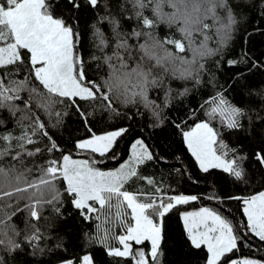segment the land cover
Here are the masks:
<instances>
[{"label":"snow or ice","instance_id":"obj_1","mask_svg":"<svg viewBox=\"0 0 264 264\" xmlns=\"http://www.w3.org/2000/svg\"><path fill=\"white\" fill-rule=\"evenodd\" d=\"M129 2L137 26L125 31L122 14L100 16L97 23H106L107 27L102 30L96 24L92 25L96 51L90 55V60H86L80 51L82 37L78 22L82 14L98 12L101 0H0V111L8 113L7 119L0 118V126L15 121L20 133L16 135L14 129L0 132V157L11 162L8 168L0 167V201H9L13 197L27 201L23 208L19 207V200L15 205L6 204L14 210L0 218V225L10 227L15 233V227L8 224L13 216L26 212L30 222H38L46 206L51 207L57 217H64L67 201L74 210L70 216H76L82 222H96L95 234H84L86 243L99 244L108 257L117 259V264H162L167 242L166 217L178 206L200 197L165 195L159 187L151 191L127 190L126 186L137 179L146 180L149 186L154 184L152 179L139 175L140 166L156 158L140 136L131 140L127 159L118 167L110 170L97 167L106 159H117L116 146L129 136L131 126L97 134L90 127L89 114L82 109L81 102L100 100L109 113L124 115L129 120L141 114L139 110L129 116L118 112L116 105L135 107L142 104L154 118L151 127H161L164 121L159 106L149 100V93L163 90L164 107H168L173 90L170 86L165 88L164 81L169 76L195 81L197 86L203 83L206 61L217 56L223 59L238 24L237 16L245 19L241 14L248 3L247 0ZM164 4L173 11L164 13ZM104 7L107 8V4ZM145 10H150L151 16L146 15ZM261 19H264V13ZM158 24H167L169 28L175 26L181 38L157 39L153 29ZM213 29L217 37L215 48L208 45ZM197 36L202 38L197 41ZM189 52L191 59L187 58ZM92 62L97 71L106 69L100 80L92 78ZM241 63H250L252 68L264 66L250 61L246 52L239 60H227L229 67ZM216 66H220V60L216 61ZM21 73L22 79L14 78ZM229 79L232 81L229 88L239 94V100L235 95L229 99L228 89L221 86L200 105L207 119L197 117L191 123L173 121L172 125L205 179L215 176L217 180L232 178L247 182L245 169L248 165L244 161L250 160L258 169H264V148L249 157L241 155L240 150L222 138V131H243L245 119L255 132L253 117L243 101L245 95H253L244 70H238ZM188 92L189 89L184 88L178 95L183 97ZM23 93H27V98ZM256 95L264 103V90ZM56 105L73 108L90 133L86 138L76 140L72 150L61 148L40 117V111L51 117ZM18 114H21L19 118ZM55 115L59 124L62 114L55 112ZM256 118L264 123V117ZM215 121L219 128L213 126ZM41 143H45L43 149L39 146ZM73 150L83 158H73ZM57 152L60 153L58 158L44 156V153ZM35 157H40L42 162L31 159ZM33 171L37 175L29 180ZM206 198L217 199L215 196ZM229 199L241 202L246 230L264 241V191ZM180 219L185 244L192 249L206 250L204 264H264L248 258H230L229 254L238 249L240 236L231 221L218 211L201 207L198 211L182 212ZM117 227L119 234L115 231ZM32 228L34 231L25 240L35 249L33 242L38 241L40 235L35 223ZM2 234L8 235L7 231ZM0 244H6L9 253L22 248L11 238L0 239ZM61 264H96V261L91 252H84L76 259L62 260Z\"/></svg>","mask_w":264,"mask_h":264},{"label":"trees","instance_id":"obj_2","mask_svg":"<svg viewBox=\"0 0 264 264\" xmlns=\"http://www.w3.org/2000/svg\"><path fill=\"white\" fill-rule=\"evenodd\" d=\"M248 7L241 14L245 19L237 16L238 24L233 33L231 43L225 53L223 59L220 56L214 57L206 61L207 71L202 73L203 83L196 85L195 81H182L172 79L170 76L165 79V88H172L171 102L168 107H164L166 97L164 91H151L149 100L154 101L159 106L161 118L164 123L161 127H151L154 123V118L151 112L144 108L142 104H137L135 107H124L117 104V111L125 115H135L134 120L125 119L124 115H115L109 113L100 100L81 102L82 109L88 113V121L94 132L100 134L104 131L112 130L120 126H131L129 136L121 139L116 146V160L106 159L97 167L102 170H110L118 167L129 154L130 142L136 136L142 137L150 149L155 153L156 158L146 162L139 168V175L142 178H150L154 184L147 185L146 180L137 179L131 181L126 186L129 191H151L155 187L162 189L165 195H196L200 197L197 201H192L186 205H180L174 209L165 219L167 242L165 245V255L161 257L162 264H204L206 258V250L192 249L185 244L183 235V222L180 219L182 212H194L201 207H208L218 211L222 216L227 218L235 228L238 229L237 235L240 236L238 241V249L229 254L231 259L250 258L253 260L264 262V241H260L257 237L248 232L245 228L246 217L242 213V204L240 201L231 200L229 197L241 196L247 197L257 194L259 191H264V173L262 169H258L250 160H245L244 164L247 172V182L234 181L232 178L217 180L215 176L204 178L205 174L201 173L198 166L195 164L194 158L183 147L181 137L177 134V130L173 127L172 122L187 121L191 123L194 119H207L204 112L200 110V105L214 95L217 90L223 86L228 89L226 95L229 99L235 95L239 100V94L233 93L229 88L232 81L229 79L238 70L243 69L246 76V82L253 95L251 97L245 95L243 98L244 106L250 111L253 117L252 125L255 126V132L249 125L247 119L243 121V131L227 132L222 131V138L231 147L240 150L241 153L251 154L255 150L264 148V123L256 117H264V103L261 102L260 96L256 93L264 90V66L252 68L251 64H238L235 67L227 65L228 59L241 58L242 53H247L250 61L258 62L264 65V19H261V14L264 13V0H247ZM107 4V8L104 5ZM254 5V6H253ZM120 6H124L121 8ZM164 13H171L172 8L167 4L162 6ZM125 18L124 30L130 31L137 26L134 18V10L132 9L129 0H101V7L98 12L84 13L80 16L78 22V30L82 37V47L80 51L85 55L86 60H90V55L95 52L92 37V25L96 24L102 30L107 25L106 23H97L100 16L112 15ZM145 14L151 16L150 10H145ZM211 23V21H207ZM157 39L164 38H181L175 26L169 28L167 24H158L153 29ZM212 39L208 41L211 48L217 46V37L215 29L210 33ZM197 41L202 37L197 36ZM99 55V53H97ZM187 58L191 59V53H187ZM220 60V66H216V61ZM91 62V61H90ZM250 69V70H249ZM106 72V69L96 70L95 62H92V78L100 80L101 76ZM16 79H22L23 73L18 74ZM215 85V87L213 86ZM184 88H188L187 95L181 97L178 95ZM27 98V93L22 94ZM252 100V104L247 101ZM23 107V105H21ZM33 109L35 102H33ZM193 110L195 114L193 115ZM55 112L62 114L61 122L57 124ZM67 113V115H63ZM41 119L48 125L50 135H52L61 148L72 150V146L76 140L86 138L88 133L82 118L75 110L67 105H56L51 117L43 111H40ZM18 114V117L19 118ZM0 118H8L6 111H0ZM29 123V121H25ZM213 126L219 128L218 121L213 122ZM15 130V134L19 135V128L15 127V121H10L6 126H0V132L6 130ZM39 139V137H37ZM42 149L45 143L39 145ZM30 148L32 146H29ZM60 153H44L47 158H58ZM72 156L75 159L83 158L72 151ZM38 162H42L40 157L31 158ZM99 159V157H97ZM10 160L5 157H0V167L8 168ZM31 167V164H29ZM37 173L33 171L28 176L31 180ZM59 187V183L57 184ZM215 196L217 199H207L206 197ZM19 200L18 197H13L9 201H0V218H3L5 213H11L14 209L6 207V204L15 205ZM26 200H19V207L23 208ZM64 217H57L51 207H44L41 211V218L38 222H30L26 212L17 213L8 222L10 226L15 227L16 232L13 233L10 227L0 225V239L7 240L11 238L16 243H19L22 248L15 252L9 253L6 244H0V264H61L65 259H76L84 252H91L95 257L96 264H117V259L108 257L99 244H87L85 233L95 234V221L82 222L76 216H70L74 210L64 203ZM32 223L39 228L40 239L34 241L35 249L30 246L25 237L32 234L34 229ZM7 231V237L2 233ZM119 234V228L115 229ZM61 245L57 247V245ZM35 254L33 255V252Z\"/></svg>","mask_w":264,"mask_h":264},{"label":"rangeland","instance_id":"obj_3","mask_svg":"<svg viewBox=\"0 0 264 264\" xmlns=\"http://www.w3.org/2000/svg\"><path fill=\"white\" fill-rule=\"evenodd\" d=\"M172 11H173V9H172ZM255 151H257V150H255ZM241 153V152H240ZM241 155H245V156H247V153H241ZM254 159V158H253ZM248 161V160H247ZM251 162V161H250ZM262 171H263V173H264V169H262ZM196 211H198V210H196ZM242 259H244V258H242ZM248 259H250V258H248Z\"/></svg>","mask_w":264,"mask_h":264}]
</instances>
